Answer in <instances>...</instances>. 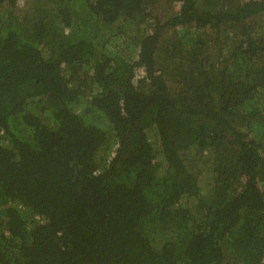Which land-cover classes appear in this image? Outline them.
I'll return each mask as SVG.
<instances>
[{"label": "trees", "instance_id": "trees-1", "mask_svg": "<svg viewBox=\"0 0 264 264\" xmlns=\"http://www.w3.org/2000/svg\"><path fill=\"white\" fill-rule=\"evenodd\" d=\"M0 264H264V0H0Z\"/></svg>", "mask_w": 264, "mask_h": 264}]
</instances>
